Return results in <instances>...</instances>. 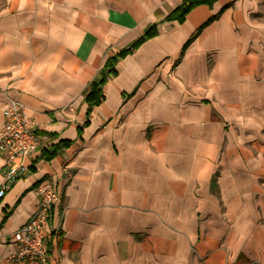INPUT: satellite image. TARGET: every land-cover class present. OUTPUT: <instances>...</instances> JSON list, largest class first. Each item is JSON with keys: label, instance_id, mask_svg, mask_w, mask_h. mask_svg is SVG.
<instances>
[{"label": "crops", "instance_id": "0c3cea01", "mask_svg": "<svg viewBox=\"0 0 264 264\" xmlns=\"http://www.w3.org/2000/svg\"><path fill=\"white\" fill-rule=\"evenodd\" d=\"M182 1L0 0V130L14 99L44 136L0 197V264H264V0L164 20ZM44 181L61 229L46 263L15 261Z\"/></svg>", "mask_w": 264, "mask_h": 264}, {"label": "built area", "instance_id": "2783aa9c", "mask_svg": "<svg viewBox=\"0 0 264 264\" xmlns=\"http://www.w3.org/2000/svg\"><path fill=\"white\" fill-rule=\"evenodd\" d=\"M4 116L0 153L5 155V164L1 169L0 197L28 171L23 159L37 152L44 137L37 131L35 122L27 117L25 106L20 101L10 99ZM39 196L37 208L29 220L11 234L10 240L16 246L15 261L46 263L50 232L61 229L60 224H53V210L62 201V190L56 183L44 181L40 183Z\"/></svg>", "mask_w": 264, "mask_h": 264}, {"label": "trees", "instance_id": "16d2710c", "mask_svg": "<svg viewBox=\"0 0 264 264\" xmlns=\"http://www.w3.org/2000/svg\"><path fill=\"white\" fill-rule=\"evenodd\" d=\"M215 1L216 0H183L177 7H175L173 10L169 12V14L164 18V20L178 19L182 21L186 13L191 9H193L194 7H196L197 5L200 4L212 5ZM145 38H146V34H143L139 38L132 41L126 47L120 49L118 52L106 58L105 63L100 68L95 78L90 82L89 87L87 88L84 94L85 101L88 104L89 112L92 111L94 106L102 102L104 98L103 87L117 61L120 58L125 57L130 53H132L134 49H136L145 40ZM59 147L60 145L53 144L51 147L43 149L41 153V157L48 160L53 158L57 154Z\"/></svg>", "mask_w": 264, "mask_h": 264}]
</instances>
